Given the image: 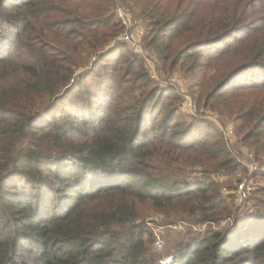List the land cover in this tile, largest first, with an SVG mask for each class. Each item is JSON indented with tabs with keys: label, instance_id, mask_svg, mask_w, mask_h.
<instances>
[{
	"label": "trees",
	"instance_id": "1",
	"mask_svg": "<svg viewBox=\"0 0 264 264\" xmlns=\"http://www.w3.org/2000/svg\"><path fill=\"white\" fill-rule=\"evenodd\" d=\"M117 6L264 158V0H0V264H264V195L219 226L233 196L208 175L239 164L115 41ZM143 206L189 228L156 253Z\"/></svg>",
	"mask_w": 264,
	"mask_h": 264
},
{
	"label": "rangeland",
	"instance_id": "2",
	"mask_svg": "<svg viewBox=\"0 0 264 264\" xmlns=\"http://www.w3.org/2000/svg\"><path fill=\"white\" fill-rule=\"evenodd\" d=\"M119 8H122L126 10L130 16L131 21H136V24H128L127 29L132 31L133 33L139 32L140 30L143 31V24L142 22L137 19L131 11L127 10L125 7H118L115 8V20L119 19L116 12L119 10ZM118 9V10H117ZM119 21V20H118ZM120 23V21H119ZM120 26H122L120 24ZM123 30V27H122ZM121 30V32H122ZM118 33V32H117ZM143 35V34H142ZM142 35L140 38V46H142V53L140 54H134L140 58H142L145 62L147 71L149 73V77L151 80L156 82L160 87H169L173 88L177 94V96L180 97V111L183 115H193L196 117H199L212 125L216 126L223 134V128L227 127L230 129V127L233 128V124L230 121H222L220 119V115L217 111L203 107L197 103V97L192 93V91L189 89L191 83L193 82L192 76H187L183 73V71L176 67L172 71H164L161 69V65L157 61V58L155 57L153 51L149 47L144 46V42L142 41ZM118 36V34H117ZM117 42H120L116 40ZM113 40L103 47L101 51H97L91 56V61H94L97 56L105 52L107 47H110ZM129 52V51H128ZM131 54H133L130 51ZM97 54V55H96ZM170 81L172 84L169 85H163L164 81ZM163 85V86H161ZM196 94V93H195ZM197 95V94H196ZM217 115L218 119L215 117ZM222 125H221V123ZM233 138L232 135L230 138H232V142H228L225 139V146L227 147L229 153L234 157V159L239 164L236 168V171L233 172L232 176L229 177L226 175H223V173H217V174H209L208 177L214 178L222 183L221 192L223 194H231L233 196V212L231 213V216L226 218L225 220L221 221L219 226L220 227H231L235 223V218H239L240 215L246 214L250 210H254V205L259 204L257 202V199L255 197H260V199H263L264 195V177L260 175H256L255 173L259 170L260 164L264 162V158L257 159L251 150V148L244 143L240 136L236 135L234 128H233ZM254 159L255 163L257 164V167L253 170L254 173H251L247 167V164H249V156ZM264 170V168H263ZM193 177L198 176L201 177V174H193ZM230 178V179H229ZM232 179L233 181V188L228 189L226 186ZM249 184L253 189L249 194L246 195L245 198L239 193L238 186L241 184ZM243 184V185H244ZM261 189V192L258 193V190ZM139 215L135 219V223L137 222H143L145 225V228L150 231V237L151 238V247L156 253H162L166 250V245L168 246V243L172 240V238L176 237L177 234L185 232V230L189 227H187V224L182 222L181 220L177 221H165V217L161 212L155 211L150 209L148 206L140 207ZM246 212V213H245ZM179 223L182 226V228H179ZM187 227V228H186ZM199 229H203L205 227V224H201L199 226Z\"/></svg>",
	"mask_w": 264,
	"mask_h": 264
},
{
	"label": "built area",
	"instance_id": "3",
	"mask_svg": "<svg viewBox=\"0 0 264 264\" xmlns=\"http://www.w3.org/2000/svg\"><path fill=\"white\" fill-rule=\"evenodd\" d=\"M116 14L118 15L119 18L118 20L120 21V24L123 27L122 32H120L117 36V40L123 43L133 54L137 55L142 53V46H140V38L141 35L143 34V31L140 30L139 32L133 33L132 31L127 29L128 24L130 23L136 24V21L134 22L131 21V16L126 10L119 8ZM169 84H172V82L170 83L169 80L163 82L164 86ZM215 117L218 119L217 115ZM223 134L228 142L231 143L233 141L232 138L234 133L232 127H230V129H228L227 127L223 128ZM231 135L232 138H230ZM248 161L249 164H247V167L251 173H254L253 170L257 167V164L255 163L251 155L249 156ZM243 184L242 185L240 184L238 186V191L243 196V198H245L246 195L249 194L253 188L247 183L244 185ZM180 224L181 223H179V228H182Z\"/></svg>",
	"mask_w": 264,
	"mask_h": 264
}]
</instances>
